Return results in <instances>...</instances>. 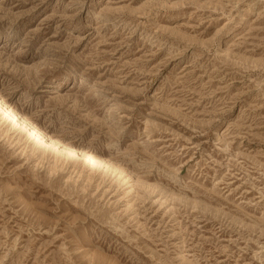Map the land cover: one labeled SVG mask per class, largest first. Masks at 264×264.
<instances>
[{
    "label": "rangeland",
    "instance_id": "1",
    "mask_svg": "<svg viewBox=\"0 0 264 264\" xmlns=\"http://www.w3.org/2000/svg\"><path fill=\"white\" fill-rule=\"evenodd\" d=\"M0 98V264H264V0H0Z\"/></svg>",
    "mask_w": 264,
    "mask_h": 264
},
{
    "label": "bare ground",
    "instance_id": "2",
    "mask_svg": "<svg viewBox=\"0 0 264 264\" xmlns=\"http://www.w3.org/2000/svg\"><path fill=\"white\" fill-rule=\"evenodd\" d=\"M0 121H2V124L5 122H8L9 124H11V127L9 129H6L3 132H6L7 134L8 130L15 128L16 130L19 131L21 135L23 133V136H25L26 140H28L31 143L32 149H36V150L39 149L41 152L42 150H50L56 154H59L60 156L66 159L67 158H70V159L77 158L82 162L86 160V158H83V156L81 157L78 151L74 149L73 147L61 144L59 143V141H56L53 138L47 137L45 134H43L40 131V129L36 125L29 122L24 117H22L20 114H18V112H16L10 105H8L1 98H0ZM88 160L90 162V160L93 161L94 159L89 158ZM95 161H97L99 165L107 168V166H105L102 160L97 159ZM98 164H97V167H98Z\"/></svg>",
    "mask_w": 264,
    "mask_h": 264
}]
</instances>
